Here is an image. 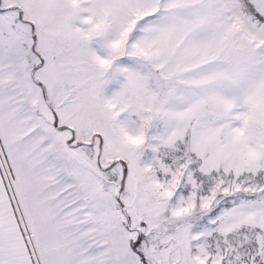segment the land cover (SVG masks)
I'll return each instance as SVG.
<instances>
[{
	"label": "snow or ice",
	"instance_id": "6c2138e0",
	"mask_svg": "<svg viewBox=\"0 0 264 264\" xmlns=\"http://www.w3.org/2000/svg\"><path fill=\"white\" fill-rule=\"evenodd\" d=\"M0 264H264V0H0Z\"/></svg>",
	"mask_w": 264,
	"mask_h": 264
}]
</instances>
